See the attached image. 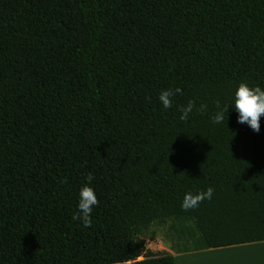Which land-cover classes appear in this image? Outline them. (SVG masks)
Returning a JSON list of instances; mask_svg holds the SVG:
<instances>
[{"label": "trees", "instance_id": "16d2710c", "mask_svg": "<svg viewBox=\"0 0 264 264\" xmlns=\"http://www.w3.org/2000/svg\"><path fill=\"white\" fill-rule=\"evenodd\" d=\"M241 82L264 90V0H0V264H175L138 258L154 222L192 238L176 250L264 240V116L238 123Z\"/></svg>", "mask_w": 264, "mask_h": 264}, {"label": "clouds", "instance_id": "9594fccd", "mask_svg": "<svg viewBox=\"0 0 264 264\" xmlns=\"http://www.w3.org/2000/svg\"><path fill=\"white\" fill-rule=\"evenodd\" d=\"M177 94H183L182 89L177 87L175 89L162 90L159 95V100L164 108H171L173 106V99ZM217 109H220L213 117L214 123H220L224 119L225 112L229 111V107L225 106L221 108L219 100L214 101ZM195 108V101L189 100L185 106L179 108L182 113L181 120H187L189 114ZM234 108L239 113L238 123L248 124L250 128L259 133L260 131V119L264 116V90L261 87H251L246 82H241L238 86V90L235 93ZM207 105L202 104L198 111H206ZM94 179V175L89 173L87 175V181L90 183ZM67 178L60 181L62 184H66ZM215 189L209 187L206 191L193 194L191 192L185 194L182 208L185 211L198 207L205 199L211 200ZM99 204V200L96 196L94 188L89 184H85L79 192L78 209L73 214V221H81L84 227H91L92 225V212L93 208Z\"/></svg>", "mask_w": 264, "mask_h": 264}, {"label": "crops", "instance_id": "0c3cea01", "mask_svg": "<svg viewBox=\"0 0 264 264\" xmlns=\"http://www.w3.org/2000/svg\"><path fill=\"white\" fill-rule=\"evenodd\" d=\"M168 254L174 257L175 264H264V240L187 250L175 249Z\"/></svg>", "mask_w": 264, "mask_h": 264}, {"label": "rangeland", "instance_id": "374dc122", "mask_svg": "<svg viewBox=\"0 0 264 264\" xmlns=\"http://www.w3.org/2000/svg\"><path fill=\"white\" fill-rule=\"evenodd\" d=\"M179 234L178 225L171 221L165 223L154 222L142 234L146 243L147 253L138 258L168 254L172 250L193 244L192 238L186 235L180 236ZM192 264H198V262H192Z\"/></svg>", "mask_w": 264, "mask_h": 264}]
</instances>
